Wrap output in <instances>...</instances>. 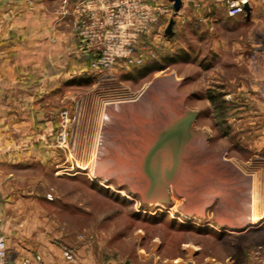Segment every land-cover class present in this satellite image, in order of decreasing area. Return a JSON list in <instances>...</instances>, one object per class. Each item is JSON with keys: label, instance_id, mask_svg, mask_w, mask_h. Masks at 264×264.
<instances>
[{"label": "rangeland", "instance_id": "rangeland-1", "mask_svg": "<svg viewBox=\"0 0 264 264\" xmlns=\"http://www.w3.org/2000/svg\"><path fill=\"white\" fill-rule=\"evenodd\" d=\"M83 1L44 0L43 11L53 15L52 21L57 16L56 26L61 34L55 35L52 46L20 49L6 62L0 61V155L9 157L5 162L0 158V188L4 184L8 187L11 203L26 204L28 210L22 213V220L32 210L31 221L36 230L44 232L50 227L49 237L34 243L42 256L41 264L45 257L51 264H264V225L253 228L260 223L253 220L231 225L235 220H230L229 196L218 191L224 190L231 180L209 172L208 180L194 188L192 196L197 194V199L191 200L197 205L190 211L182 208L190 198L174 188L170 203H144L129 172L121 170L122 158L112 147L114 142H121L117 141L120 132L113 127L114 120L105 121L108 101L146 96L155 88L157 103H153L160 105L159 100L173 86L171 90L182 97L183 105L198 112L193 127L207 133V148L214 154L210 161L217 171L243 165L257 173L255 204L264 209V159L243 161L249 148L243 151L232 147L229 136L234 133L236 140L247 137H243L244 121L239 118L243 85L253 78H232L247 68L234 61L233 51H227L225 24L212 26L210 20L201 18L180 19L176 20L174 34L169 36L161 31L175 13L162 14V25L142 33L138 48L144 49L145 58L161 59L164 54L176 53L175 61L146 71L122 59L105 71L84 72L76 67L73 74H66L61 69V57L57 59L70 51L81 56L76 47L66 46L69 38L76 37V28L85 14L81 11ZM101 1L105 0H91V6H98ZM119 1L109 3L115 6ZM122 1L119 5L123 8H132ZM158 1L169 4L168 0ZM144 3L139 0L140 6ZM234 33L231 30L229 35ZM43 38L45 43L52 42L51 36ZM41 62L39 71L35 64ZM84 73L89 77H83ZM40 74L43 78H39ZM51 74L52 83L44 78ZM50 89V95L36 98ZM19 94L25 99L15 98ZM210 94L216 95L217 100H212ZM9 95L14 98L8 99ZM118 106L112 111L119 110ZM6 107L12 111L8 117L1 115ZM150 107L142 109L144 116L150 114ZM35 108L43 112L39 124L35 122L37 116L32 115ZM47 118L52 123L46 124ZM40 130L46 133L45 139H37L31 145ZM104 130L109 131L107 136ZM124 138L122 144L133 141L129 134L125 133ZM101 149L106 153H101ZM16 156L28 161H18ZM235 173L232 175L243 182L245 191L249 190L250 178ZM248 225L252 229L244 231ZM66 248L72 250L73 257L66 256Z\"/></svg>", "mask_w": 264, "mask_h": 264}, {"label": "crops", "instance_id": "crops-1", "mask_svg": "<svg viewBox=\"0 0 264 264\" xmlns=\"http://www.w3.org/2000/svg\"><path fill=\"white\" fill-rule=\"evenodd\" d=\"M247 1L251 6L250 13H247L244 10L241 13L231 16L228 13V0H183L182 8L174 15L175 23L176 20L178 21L180 19L183 21L190 18H201L206 21L210 20L212 26L225 24V28L228 32L226 49L227 51H233L235 53L233 59L234 61L236 60L238 65L242 64L243 67L246 66L247 68V71H243L242 74L236 76L234 75L232 78H253L250 83H244L243 85L245 92L243 93L244 100L241 103L242 113L239 118L240 121L241 119L244 121L242 122L243 137H247L242 139L237 138L236 140L234 138V133L233 135L229 134V136H232V147H241L243 151L249 148V155L242 157L243 161H250L252 158L264 159V0ZM168 2L173 5L172 1L168 0ZM43 3L44 0H0V61L2 60L3 62H6L7 57L13 56L12 53L17 52L20 49L42 50L46 45H53V40L57 39L55 38V35L61 34L56 26L58 20L56 16L55 21H52L53 15H49L43 11ZM26 4H30V7L27 8L25 6ZM197 6L201 7L197 9ZM46 19L50 21H45ZM231 30L235 31L232 37L230 36ZM43 35L45 38L51 36L52 42L50 44L45 43ZM68 35H70V32ZM66 47L73 48V37L69 38ZM37 64H35L36 68L41 71L42 62L41 65L38 64L37 66ZM54 66H59V64H54ZM61 69H64V67L61 66ZM74 69L70 71L67 70L66 74H71V72L73 74L75 72ZM52 77L51 74L44 78H49V82L51 81L50 83H52ZM39 78H43V74H40ZM51 93H53V91L50 89L49 91L41 92L36 98L42 97L43 94L50 95ZM7 98L11 100L14 96L9 95ZM15 98L20 100L25 99V96L19 94L17 97L15 96ZM6 103L9 105L8 103L10 102L6 101ZM7 109L5 110L4 108L1 115L8 117V115L12 113L11 109ZM33 111L36 112H33L32 115L34 114L35 117L37 116V121L35 119V122L36 124L37 122L39 124L43 121V112H37L36 108ZM255 120H258L259 122L256 123ZM50 122L51 121L47 118L46 124H50ZM234 123L235 122L233 121V124ZM232 130L235 131L234 125L232 126ZM39 132L40 133H36L35 135V137L38 138L34 137V141L31 142V145L36 143L37 139H45L44 135H46V133L41 130ZM252 133H255V135H252ZM24 145L28 144L25 143ZM251 147H254V149L251 150ZM2 157L4 158V162L9 158L4 154L3 156L0 155V158ZM16 157L18 158V161H28L26 157ZM237 159L240 158L237 157ZM30 161L31 160H29V162ZM240 166H230L228 169H225L226 172L224 171L225 173L223 174L226 176L221 178L231 181L224 187L225 191L221 189H218V191L219 193L224 194L226 198L228 196L230 197H228V201L232 207L228 208V211L231 213L230 220H235L232 222L233 224L229 220L233 227H235L234 223L236 222V219H241V217L247 216V222L245 223H248L250 220H253V222H260L257 226L252 225L253 228H259L264 225V218L258 220L257 218H251L249 216V211L252 207L256 206L255 203L250 204L249 198L257 187V173L249 170L248 166V168L245 166L240 168ZM212 167L215 168V166ZM235 172L238 174L243 173L248 176L247 178H250L247 182L249 190L245 191L246 188L243 182L237 179L238 177L236 175H232ZM216 173L218 172L216 171ZM218 174H221L222 176V172H219ZM216 179H219V177L216 176ZM212 182L213 180L211 178V183ZM0 183H2L1 180ZM4 185H1L0 188V231L7 239L8 262L10 264H19L24 257L34 258L36 254L40 253V250H38V248L36 249L34 243H42L46 237H49L47 233H49L50 227L48 226L45 228L44 232H46V234L42 231L36 230V226L32 225L31 221L34 217L32 210L31 214L28 215L26 213V216L24 215L25 220H22L21 216L28 210L26 209V204L22 202L11 203L12 200H9V197H7L9 192H6L8 187L6 188V185ZM243 193L244 195L242 196ZM242 202L243 204H241ZM231 208L232 210H230ZM254 209V211H257L260 215H264V209L258 207V205ZM240 211L243 213H240ZM15 219L17 221H15ZM250 229L252 228L248 225V229H244V231ZM48 241L49 240H46V242ZM44 251L47 252L48 249H45ZM56 255H58V253H56ZM43 261L44 264H51L46 257Z\"/></svg>", "mask_w": 264, "mask_h": 264}, {"label": "water", "instance_id": "water-1", "mask_svg": "<svg viewBox=\"0 0 264 264\" xmlns=\"http://www.w3.org/2000/svg\"><path fill=\"white\" fill-rule=\"evenodd\" d=\"M170 1L174 10L180 11L183 0ZM244 10L251 12L248 1L244 2ZM174 24L172 16L165 27L166 35L173 34ZM165 103L150 109L148 116L135 110L138 116L129 114L124 122L125 133L132 138L131 142L137 143L133 153L140 163L141 180L135 189L141 201L150 204L170 203L174 188L190 198L189 203L182 205L190 211L194 206L191 200L194 188L209 172H216V168H210V157L214 154L207 148V133L193 127L198 112L184 106L183 100L175 106Z\"/></svg>", "mask_w": 264, "mask_h": 264}, {"label": "built area", "instance_id": "built-area-1", "mask_svg": "<svg viewBox=\"0 0 264 264\" xmlns=\"http://www.w3.org/2000/svg\"><path fill=\"white\" fill-rule=\"evenodd\" d=\"M125 1L132 7L131 9L119 5L124 2L122 0L115 6H111V2L105 0L100 4L98 2V6L94 7L91 6V0L83 1L84 7L81 11L85 14L81 24L76 28L78 46L75 48L79 55L89 59V63L82 71H105L122 59L130 64L143 62L146 56L143 54L144 49L138 48L140 35L157 25H162V14L176 13L172 4L158 0H141L145 2L142 6L139 5V0ZM245 1L247 0H228L229 15L234 16L243 12ZM161 32L164 33L165 30ZM72 253L71 249H65V254L69 258L73 257ZM7 254V239L0 231V264H10ZM41 262L42 256L36 254L34 258L24 257L19 264Z\"/></svg>", "mask_w": 264, "mask_h": 264}, {"label": "bare ground", "instance_id": "bare-ground-1", "mask_svg": "<svg viewBox=\"0 0 264 264\" xmlns=\"http://www.w3.org/2000/svg\"><path fill=\"white\" fill-rule=\"evenodd\" d=\"M170 87L173 88V86H170ZM171 88H168L167 93L164 96H162V98L159 100L160 101V105L163 102L164 103L166 102L167 104H171V105H174L175 106L176 104H178V103L181 102L182 97L180 95H178V94L173 93V91L171 90ZM156 92H157V90L155 88H151V90L146 94V96H142V95L135 96L134 95L135 97L132 96V98H130V99H119V100L108 101V106H107V110H106L107 112H106V116H105V121H107V120L108 121H110V120L113 121L114 120L113 123L116 124V125H114L113 123H112V125H113L114 128L117 127L118 132H120L119 133L120 138L117 139L115 137L114 139H117V141L121 139L120 140L121 142H114V141H113L114 143L112 142L113 143L112 144V147L114 145V147L117 150L116 151L117 155H119L120 158H122V159H120L121 160L120 162H122V164L120 163L119 165H121L123 167L120 166V168L123 171H128L129 172L128 173V175H129L128 177L134 182V184L136 186L138 185V183H140V180H141V175H140L141 171H139V169H138V166L140 165V163H138V160H136V158L134 157V153H133V151H135L134 148L137 147V143L136 142H130L131 144H127L125 142V144L124 143L122 144L123 139H125L124 138V136H125V132L124 131H126V128L124 126V124H126V123H124L125 122L124 119H125V117L128 118L127 116L129 114H133V115L138 116L137 112H133V111L145 109L146 106L150 107V106L154 105V107L152 106V107H150V109H152V110L153 109H157V106H159V105H156V104L153 103L155 101V99H156L155 98ZM155 102L157 103V101H155ZM117 104L119 105L118 107H120V108H118L119 110H117L116 112H113L112 109L113 108H116L117 107ZM104 131H105V133H103ZM104 131L102 132L103 134H106V133L109 132V131H106V130H104ZM112 131H114V130H110V132H112ZM107 135L108 134H106V136ZM106 136L104 135V137H106ZM102 145L105 146L106 144L102 143ZM116 145H117V147H116ZM123 145H125V147ZM127 147L129 149H133V150L130 151ZM126 149H128L127 152L126 151L124 152V150H126ZM101 153H103V154L106 153V150L105 149L104 150L101 149ZM125 154H126V156H124ZM211 164L212 165L210 166V168L212 166H214V162H212ZM124 165L127 168L124 167ZM242 166L243 165H241L240 168H242ZM212 168H214V167H212ZM216 171H217V169H216ZM217 172L218 173L219 172H222V174H223L226 171L224 172V171H221V170L218 169ZM208 174H210V173H208ZM207 178H208L207 176H204V178L202 180L203 181L204 180H208ZM258 192L260 193V189H259ZM121 193L124 194L126 197L129 196L127 193H124L123 191H121ZM256 195H257V187L252 192V194H251V196L249 198L250 204H253V203L256 202ZM193 197L195 199H197L196 198L197 197V194L196 195H193ZM196 205L197 204H195L193 207L196 208ZM255 207H252L253 210L251 209L249 211L250 212V215L249 216L251 218H257L258 220H261L262 218H264V215H260L257 211H254L255 210L254 209ZM246 221H247V216L241 217V219H236V222L237 223L235 222L234 224L235 225H237V224L240 225V224L245 223Z\"/></svg>", "mask_w": 264, "mask_h": 264}, {"label": "trees", "instance_id": "trees-1", "mask_svg": "<svg viewBox=\"0 0 264 264\" xmlns=\"http://www.w3.org/2000/svg\"><path fill=\"white\" fill-rule=\"evenodd\" d=\"M163 20V18H162ZM175 25V24H174ZM174 29V27H173ZM174 34V32H173ZM172 34V35H173ZM78 46V40L77 37L73 36V47H77ZM61 57V58H60ZM177 54L174 53H168V54H164L162 56L161 59H159L158 57L155 56V58L149 56L148 58H145L143 62L141 63H134L132 65H136L137 67H139V70H146V71H150V70H154V69H159L160 67H163L165 65L166 62L169 61H175V59H177ZM59 58L61 59V63L64 67V69L67 70H72L74 68H80L83 69L88 63H89V59L83 56H75L73 53L67 52L62 54L61 56L58 57L57 61L59 60ZM83 77L88 78L89 76L87 74H82ZM210 97L212 100L216 101L217 100V96L216 95H212L210 94Z\"/></svg>", "mask_w": 264, "mask_h": 264}]
</instances>
